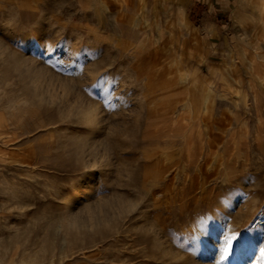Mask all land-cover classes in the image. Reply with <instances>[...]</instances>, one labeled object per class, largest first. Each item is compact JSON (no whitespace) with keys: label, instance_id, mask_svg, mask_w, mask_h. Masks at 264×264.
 Instances as JSON below:
<instances>
[{"label":"rangeland","instance_id":"374dc122","mask_svg":"<svg viewBox=\"0 0 264 264\" xmlns=\"http://www.w3.org/2000/svg\"><path fill=\"white\" fill-rule=\"evenodd\" d=\"M233 11L0 0V264H264V50Z\"/></svg>","mask_w":264,"mask_h":264},{"label":"crops","instance_id":"0c3cea01","mask_svg":"<svg viewBox=\"0 0 264 264\" xmlns=\"http://www.w3.org/2000/svg\"><path fill=\"white\" fill-rule=\"evenodd\" d=\"M233 8V17L236 21L242 18L243 25H240V30L249 33L254 27V31L258 34V39H261L264 50V0H211V11L215 19L226 18L227 10ZM244 13L242 14V11ZM219 25L211 24V52H215L216 43L223 44L226 53L235 50L236 44L231 38L222 40L219 33ZM219 50V49H218Z\"/></svg>","mask_w":264,"mask_h":264},{"label":"snow or ice","instance_id":"6c2138e0","mask_svg":"<svg viewBox=\"0 0 264 264\" xmlns=\"http://www.w3.org/2000/svg\"><path fill=\"white\" fill-rule=\"evenodd\" d=\"M233 238L234 237L232 236L227 237V243L222 249L223 255L221 256V259H224L228 255L229 246L231 245Z\"/></svg>","mask_w":264,"mask_h":264},{"label":"bare ground","instance_id":"6f19581e","mask_svg":"<svg viewBox=\"0 0 264 264\" xmlns=\"http://www.w3.org/2000/svg\"><path fill=\"white\" fill-rule=\"evenodd\" d=\"M91 157V156H90ZM83 197V194L81 193V192H79V194H78V198H82ZM67 203V207H70L71 206V201L69 200V201H67L66 202ZM119 215V214H118ZM258 223H263L262 225H264V222L263 221H261V220H258ZM261 225V226H262ZM158 233V232H157Z\"/></svg>","mask_w":264,"mask_h":264}]
</instances>
